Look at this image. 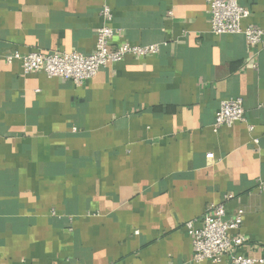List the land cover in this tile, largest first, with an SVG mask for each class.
Instances as JSON below:
<instances>
[{
  "label": "crops",
  "instance_id": "obj_1",
  "mask_svg": "<svg viewBox=\"0 0 264 264\" xmlns=\"http://www.w3.org/2000/svg\"><path fill=\"white\" fill-rule=\"evenodd\" d=\"M237 1L264 31V0ZM108 5L113 45L160 52L76 85L5 57L92 54L103 3L0 0V264H216L185 225L219 204L264 257V46L213 34L208 0ZM230 98L246 123L215 128Z\"/></svg>",
  "mask_w": 264,
  "mask_h": 264
},
{
  "label": "built area",
  "instance_id": "obj_2",
  "mask_svg": "<svg viewBox=\"0 0 264 264\" xmlns=\"http://www.w3.org/2000/svg\"><path fill=\"white\" fill-rule=\"evenodd\" d=\"M90 1L103 3L101 16L104 22L97 30V44L92 54L32 52L23 55L12 52L5 57V62L8 65L19 64L26 75L43 73L50 79L62 78L71 80L76 85H84L96 78L108 64L121 63L128 56L147 58L159 54L160 45H113L117 31L112 27L114 15L108 5L109 0ZM208 4L213 34L242 35L248 46H264L263 30L253 25L243 27V22L249 19L251 13L237 0H208ZM236 123H246L244 101L241 98L223 100L216 115L215 128L232 127ZM249 129L252 131L253 127L249 126ZM243 214L240 210L235 217L226 219L224 205H211L201 221L188 222L185 226L194 247L193 261L222 264L227 260L231 264H264V257L245 258L238 253L246 243V239L237 234L242 225Z\"/></svg>",
  "mask_w": 264,
  "mask_h": 264
}]
</instances>
